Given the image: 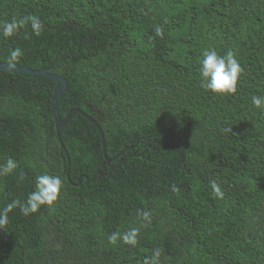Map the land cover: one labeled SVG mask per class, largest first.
<instances>
[{
  "label": "trees",
  "instance_id": "16d2710c",
  "mask_svg": "<svg viewBox=\"0 0 264 264\" xmlns=\"http://www.w3.org/2000/svg\"><path fill=\"white\" fill-rule=\"evenodd\" d=\"M29 17L40 35H0V63L20 48L16 66L67 81L61 118L80 112L58 134L56 83L0 70V164L18 165L0 211L62 180L51 209L7 214L0 264H264V0H0V33ZM213 48L241 65L233 94L201 87Z\"/></svg>",
  "mask_w": 264,
  "mask_h": 264
},
{
  "label": "clouds",
  "instance_id": "9594fccd",
  "mask_svg": "<svg viewBox=\"0 0 264 264\" xmlns=\"http://www.w3.org/2000/svg\"><path fill=\"white\" fill-rule=\"evenodd\" d=\"M28 20L31 22L33 33L37 36L41 33V24L37 17H29L22 19L19 22L13 21L3 25V30L0 35L4 37H11L18 29L23 26ZM156 33L161 34V28L155 29ZM22 56L20 48L11 50L7 59V67L13 69ZM242 68L239 61L236 59L232 51H228L225 55L221 56L213 49H207L203 52V59L199 73L201 76V87L206 91H210L217 95L233 94L237 90V82L242 73ZM252 104L257 109L264 110V96L253 95ZM18 167L16 161L8 158L5 163L0 164V175L11 174ZM62 188V180L59 176L49 175L47 173L41 174L35 179V190L32 191L26 201L21 204L19 201L10 202L3 211H0V229L7 224V214L14 208L19 207L23 215L29 216L36 213L41 209V206H47L51 209L55 202L58 200ZM212 194L216 198H223V191L220 186L215 182H211ZM147 219V214H145ZM138 229H131L129 232L124 233L121 238L124 243L135 245ZM118 234H113L109 239L115 241ZM160 252L157 250L153 253L150 259L145 260V264H159Z\"/></svg>",
  "mask_w": 264,
  "mask_h": 264
},
{
  "label": "water",
  "instance_id": "95a60500",
  "mask_svg": "<svg viewBox=\"0 0 264 264\" xmlns=\"http://www.w3.org/2000/svg\"><path fill=\"white\" fill-rule=\"evenodd\" d=\"M0 70H9V71L21 72V73H25V74H29V75L40 76V77H44V78H47L49 80H52L56 83L55 89L53 92V98H52V110H53L55 124H56V131L58 134H60L61 129L66 124V122H67L68 118L71 116L72 112H74V111L80 112L77 109L72 110L69 112V114L67 115V117L65 119H62L60 114H59L58 100L65 93V91L67 89V81L65 80L64 77H62L58 74H53L50 72V70H47V69L33 70L29 67H20V66H16L13 69H9L7 67V64H4V63H0ZM100 131H101V129H100ZM101 133H102V131H101ZM103 136L104 135L102 133V137Z\"/></svg>",
  "mask_w": 264,
  "mask_h": 264
}]
</instances>
